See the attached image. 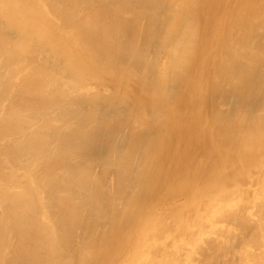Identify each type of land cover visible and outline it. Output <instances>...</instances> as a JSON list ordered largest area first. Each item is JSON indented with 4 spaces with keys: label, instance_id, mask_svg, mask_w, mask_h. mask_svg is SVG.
<instances>
[{
    "label": "bare ground",
    "instance_id": "6f19581e",
    "mask_svg": "<svg viewBox=\"0 0 264 264\" xmlns=\"http://www.w3.org/2000/svg\"><path fill=\"white\" fill-rule=\"evenodd\" d=\"M134 256L264 264V0H0V264Z\"/></svg>",
    "mask_w": 264,
    "mask_h": 264
},
{
    "label": "rangeland",
    "instance_id": "374dc122",
    "mask_svg": "<svg viewBox=\"0 0 264 264\" xmlns=\"http://www.w3.org/2000/svg\"><path fill=\"white\" fill-rule=\"evenodd\" d=\"M203 181L205 182V180H203ZM192 183H193V185L191 184L192 188L190 187V189H193L196 185H200V183L197 182V181L196 182L192 181ZM199 188H198L199 190L197 191L196 195H201L203 193V190H202L201 186ZM127 259H128V257L124 258L123 261H121V262H117V264H126L127 263ZM119 260H122V259L119 258ZM128 263L129 264H139V258L134 256L133 259L130 260V262H128Z\"/></svg>",
    "mask_w": 264,
    "mask_h": 264
}]
</instances>
